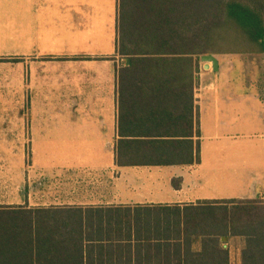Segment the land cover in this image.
Returning a JSON list of instances; mask_svg holds the SVG:
<instances>
[{"label":"crops","instance_id":"0c3cea01","mask_svg":"<svg viewBox=\"0 0 264 264\" xmlns=\"http://www.w3.org/2000/svg\"><path fill=\"white\" fill-rule=\"evenodd\" d=\"M117 34L118 0H0V62L25 96L0 104L10 113L0 115V136L31 145L0 154L9 200L0 207L100 214L86 217L89 264H264V232L242 231L236 202L254 201L264 222V77L246 82L226 54L217 71L200 63L194 87L185 71L184 88H172L169 74L161 87L130 88ZM190 130L198 163L120 149ZM210 181L215 193L204 194ZM118 209L137 215L115 229L109 213Z\"/></svg>","mask_w":264,"mask_h":264},{"label":"trees","instance_id":"16d2710c","mask_svg":"<svg viewBox=\"0 0 264 264\" xmlns=\"http://www.w3.org/2000/svg\"><path fill=\"white\" fill-rule=\"evenodd\" d=\"M116 54L124 58L120 80L127 73L130 88L155 83L161 87L166 74L172 88H184L179 78L185 71L194 87L203 55L264 56V0H118ZM194 134L196 130L188 131L185 136L189 137L177 139L129 140L120 149L172 155L176 159L170 162L175 163H198L199 142L190 139ZM236 202L241 203L244 213L242 231L264 232V222L253 217L259 216L255 202ZM224 210L227 227V220L233 223V209ZM88 211L0 207V264H89L91 239L86 217L100 214ZM109 214L115 229L121 226V218L137 215H124L119 209ZM186 216H181L183 231L187 228ZM12 247L17 250L7 254Z\"/></svg>","mask_w":264,"mask_h":264},{"label":"rangeland","instance_id":"374dc122","mask_svg":"<svg viewBox=\"0 0 264 264\" xmlns=\"http://www.w3.org/2000/svg\"><path fill=\"white\" fill-rule=\"evenodd\" d=\"M243 57V58H242ZM231 60L230 66H233L231 70H234V72L238 73H244L246 74V82L250 81L253 82L256 79H258V76L264 77V56H252V55H234L232 58H228ZM10 65V64H9ZM8 64H4L0 62V104H8V103H24L25 102V96L22 94L21 96H16L14 92V82L16 81V78L14 77V74L12 73L11 67L9 68ZM13 69V68H12ZM228 71V69L225 70L223 65L221 64V73ZM220 73V74H221ZM13 74V75H12ZM22 80L21 84H23V74H21ZM219 77V76H218ZM255 82V81H254ZM259 84L264 85V79H258L256 81V86ZM254 86V85H253ZM9 112H0V115H8ZM16 150H21L25 152L31 151V145L28 140L22 139L21 143L14 144L13 142L9 141L8 137L6 135L0 136V154L2 153H9ZM4 157V156H3ZM8 162L5 158H2L0 156V201H9L6 198L2 199V194L6 187L4 183V174L5 169L2 170V166L4 167V164ZM7 183V182H6ZM215 193V181H210L209 184L206 185L204 194H212Z\"/></svg>","mask_w":264,"mask_h":264},{"label":"water","instance_id":"95a60500","mask_svg":"<svg viewBox=\"0 0 264 264\" xmlns=\"http://www.w3.org/2000/svg\"><path fill=\"white\" fill-rule=\"evenodd\" d=\"M200 61L205 64V68H208L209 63H210L213 71L218 70V60H217L216 56H214V55H203V56H201ZM126 62L128 63L129 61L127 60Z\"/></svg>","mask_w":264,"mask_h":264}]
</instances>
